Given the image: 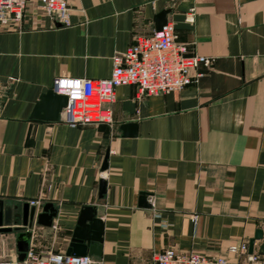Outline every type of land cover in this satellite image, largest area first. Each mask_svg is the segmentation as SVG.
I'll list each match as a JSON object with an SVG mask.
<instances>
[{
  "label": "crops",
  "instance_id": "1",
  "mask_svg": "<svg viewBox=\"0 0 264 264\" xmlns=\"http://www.w3.org/2000/svg\"><path fill=\"white\" fill-rule=\"evenodd\" d=\"M163 11L192 54L214 59L197 83L158 96L119 87L109 124L33 116L57 77L109 78ZM69 22L29 0L21 20L0 23V200L57 211L52 227L29 229L30 246L66 254L94 207L104 223L95 264H153L168 248L246 264L230 247H250L258 230L252 253L262 252L264 0H73ZM0 235L18 256V232Z\"/></svg>",
  "mask_w": 264,
  "mask_h": 264
},
{
  "label": "built area",
  "instance_id": "2",
  "mask_svg": "<svg viewBox=\"0 0 264 264\" xmlns=\"http://www.w3.org/2000/svg\"><path fill=\"white\" fill-rule=\"evenodd\" d=\"M73 0H39L41 9L64 25H69ZM29 0H0V23L18 21L23 17ZM195 20L190 12L187 21ZM214 59L192 54L187 44L179 41L175 26L168 22L161 31L139 37L132 46L114 57L111 76L106 79L57 77L53 91L67 97L61 111L62 121L72 128L112 123L110 107L116 102V90L123 86H137L147 96L167 95L197 83L210 69ZM35 208L39 201H31ZM230 252L246 255V264H264V250L249 253L248 243L230 247ZM0 264H95L90 256H67L62 252L38 253L32 246L22 262L17 256ZM153 264H237L225 258L214 260L196 253H179L173 248L164 249L153 256Z\"/></svg>",
  "mask_w": 264,
  "mask_h": 264
},
{
  "label": "water",
  "instance_id": "3",
  "mask_svg": "<svg viewBox=\"0 0 264 264\" xmlns=\"http://www.w3.org/2000/svg\"><path fill=\"white\" fill-rule=\"evenodd\" d=\"M168 11L161 12L156 17V32L161 31L168 23ZM67 104V97L56 94L53 90L43 95L37 104L33 113L34 117H41L52 121H60L61 111ZM44 114V115H42ZM107 161L104 165L106 168ZM106 192V182L101 181L100 197ZM148 201V194L141 195L140 207L151 208ZM15 212V213H14ZM23 216L22 221L19 217ZM57 215L56 209L47 204L44 206L42 213L36 215V208L30 207L29 204L23 205L22 208L4 203L0 200V234L18 232L17 236V261L22 262L30 246L32 233L29 229L36 224L42 227H52L53 220ZM14 217L16 219L14 220ZM104 223L96 218V209L94 207H85L82 210L78 225L72 236L70 245L66 251L67 256H100L102 252ZM263 238V232L258 230L254 239L250 241V253L254 250V244L257 240Z\"/></svg>",
  "mask_w": 264,
  "mask_h": 264
},
{
  "label": "rangeland",
  "instance_id": "4",
  "mask_svg": "<svg viewBox=\"0 0 264 264\" xmlns=\"http://www.w3.org/2000/svg\"><path fill=\"white\" fill-rule=\"evenodd\" d=\"M13 257H16V251L12 237L0 235V261H9Z\"/></svg>",
  "mask_w": 264,
  "mask_h": 264
}]
</instances>
